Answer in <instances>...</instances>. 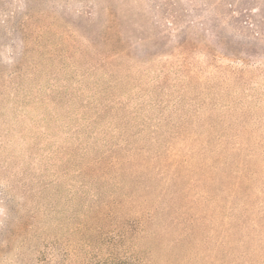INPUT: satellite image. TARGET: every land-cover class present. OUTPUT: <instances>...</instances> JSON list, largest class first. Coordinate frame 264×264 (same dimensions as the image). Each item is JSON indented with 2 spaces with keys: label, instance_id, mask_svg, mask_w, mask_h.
Returning a JSON list of instances; mask_svg holds the SVG:
<instances>
[{
  "label": "rangeland",
  "instance_id": "374dc122",
  "mask_svg": "<svg viewBox=\"0 0 264 264\" xmlns=\"http://www.w3.org/2000/svg\"><path fill=\"white\" fill-rule=\"evenodd\" d=\"M0 84V264H264V0H0Z\"/></svg>",
  "mask_w": 264,
  "mask_h": 264
},
{
  "label": "trees",
  "instance_id": "16d2710c",
  "mask_svg": "<svg viewBox=\"0 0 264 264\" xmlns=\"http://www.w3.org/2000/svg\"><path fill=\"white\" fill-rule=\"evenodd\" d=\"M111 18L112 16L110 14L103 29H95L94 32L92 31L89 39L91 43L90 47L84 45V43L80 41L78 37L73 35L70 30H68V32L66 31L62 35V40L68 42L70 46L69 51L73 53L72 57H75L78 52H82V49L85 50L82 52L83 56L80 55V58L84 61V64L86 63V65H88L87 69L102 68L104 65L112 63L119 54H123V48L119 46V43H122V39L117 37L118 30L115 27L118 23H114V21H116L114 17L112 19ZM31 52L35 54L37 50L34 51V49H32ZM25 64L26 66H24ZM40 65V61L32 62V60H30L27 63L18 62L16 68L12 70L13 74H15L13 78L19 75L25 76L27 73H30V71H35V68L40 67ZM0 100L2 99L0 98ZM104 107L107 108V106ZM95 113H97L96 115L100 114L99 110H96ZM112 149V146H109L104 152H99L93 158L85 161L84 165H82V174H87L89 171H92L94 174L96 172H100L101 175H107L110 173L118 162L117 159L125 160L123 156L120 157L118 155H113L115 152H113ZM29 198L31 199V197ZM38 203L39 202H37V204ZM76 226H79V224ZM76 230H78V227H76ZM44 253L45 252L40 251L39 261L43 262L46 260Z\"/></svg>",
  "mask_w": 264,
  "mask_h": 264
}]
</instances>
